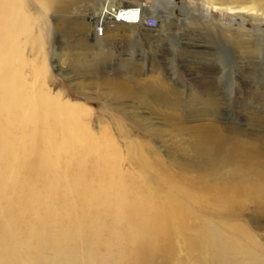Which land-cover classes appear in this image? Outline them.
<instances>
[{
    "label": "bare ground",
    "instance_id": "6f19581e",
    "mask_svg": "<svg viewBox=\"0 0 264 264\" xmlns=\"http://www.w3.org/2000/svg\"><path fill=\"white\" fill-rule=\"evenodd\" d=\"M57 3L48 0L45 6ZM23 8L20 0H0V264H105L87 248L80 260L82 253L78 254L76 243L86 241L89 231L96 233L91 239L100 240L105 227L110 230L106 219L122 223L121 235H112V240L139 253L140 264H264L238 234L248 235V231L235 223L249 205L253 206V216L264 217V192L259 194L264 187V90H255L264 82L257 81L259 87L251 85L241 103L244 109L257 110L258 116L249 111L258 123L255 125L252 120L242 125L217 123L224 107L210 95L201 97L197 104L195 96L184 100L179 91H162L158 81L132 89L131 95L139 102L149 96L177 112L174 117L166 113L165 120L173 119L178 137L186 134L187 138L184 136L174 149L163 140L159 147L201 173L192 179L175 178L140 160L137 164L144 170V178L154 186L148 195L125 202V196L132 192L130 187L122 185L114 197V176L104 173L105 169H115V156L112 164L110 157L99 151L74 109L32 90L22 79L24 63L18 37L30 26ZM148 9L144 4L143 16ZM59 10L66 14L68 6ZM248 110H240L247 114L245 120L250 117ZM144 118L136 115L139 128L159 141L162 127L144 122ZM189 122L197 124L190 128ZM10 127L19 132L11 133ZM11 162L15 167L8 169ZM91 173H99L98 183L91 180ZM50 178L56 186L48 183ZM39 182L45 190L40 210L44 217L29 226L23 216L26 211L36 213L34 202L42 197ZM67 195H77V199ZM56 205L65 208L61 217ZM85 205L101 208L87 216L80 207ZM46 238L53 254L49 261L38 253V242ZM179 249L184 250L185 258L177 256Z\"/></svg>",
    "mask_w": 264,
    "mask_h": 264
},
{
    "label": "rangeland",
    "instance_id": "374dc122",
    "mask_svg": "<svg viewBox=\"0 0 264 264\" xmlns=\"http://www.w3.org/2000/svg\"><path fill=\"white\" fill-rule=\"evenodd\" d=\"M20 1L30 20L27 32L18 37V51L24 63L22 79L32 90L74 109L99 151L105 152L112 164L115 156V169L104 172L114 176V197L122 185L132 190V197L125 196V202L138 200L142 194L151 192L150 186L154 185H149L144 178V170L137 164L140 160L150 164L151 169H159L175 178L181 175L192 179L201 173L200 169L185 167L182 158L166 155L159 147L163 140L165 146L174 149L184 136L187 138L184 134L179 139L174 120H165L166 113L174 117L177 112L170 107L166 109L162 102L156 103L149 96L145 102H139L131 95L132 89L158 81L162 91H179L184 100L195 96L197 104L201 97L210 95L219 101V107H224L221 118L217 119L219 124L230 121L232 125H242L245 121L250 123L252 116H258L255 108L244 109L241 103L251 85L264 82V0H115L128 8L137 2L147 3L159 19L158 27L144 29L114 24L102 37L92 32L101 0H58L57 5L51 7L45 6L48 0ZM65 6H68L66 14L59 10ZM232 9L239 12L234 13ZM255 90L263 91L264 85ZM242 108L252 116L245 120L246 113L240 112ZM139 114L145 115L144 122L162 127L159 141L139 128L136 121ZM253 121V125L258 124ZM196 124L189 122L187 126L191 128ZM9 130L19 132L13 127ZM8 165V169L15 167L13 162ZM91 174V180L98 183L99 173ZM48 183L56 186L51 178ZM42 186L40 183V196L45 191ZM16 191L14 189V193ZM106 192L109 195L111 190L107 188ZM260 192H264V187ZM67 197L77 199V195ZM42 205L43 196L34 202L36 213L25 212V224L35 225L44 217L40 211ZM249 206L235 220L248 235L238 234L244 237L243 243L264 260V217L253 216V206ZM80 207L86 215L101 208ZM63 209L56 205L59 217ZM104 223L110 230L105 227L100 240L91 239L96 233L89 231L84 243H76L78 254L82 253L80 260L87 248L105 264H140L139 253L125 250L122 243L112 240L114 235H121L122 223L111 219ZM62 224L68 226L67 222ZM50 245L47 238L38 242V253L48 261L53 256ZM161 248L164 249L163 244ZM177 256L185 258L184 250L179 249Z\"/></svg>",
    "mask_w": 264,
    "mask_h": 264
},
{
    "label": "built area",
    "instance_id": "2783aa9c",
    "mask_svg": "<svg viewBox=\"0 0 264 264\" xmlns=\"http://www.w3.org/2000/svg\"><path fill=\"white\" fill-rule=\"evenodd\" d=\"M102 4L98 11V15L93 22V35L102 37L108 27L114 24H129L146 29H155L158 26V17L148 9L145 15H142L141 8L143 2H137L132 7H124L115 0H101Z\"/></svg>",
    "mask_w": 264,
    "mask_h": 264
}]
</instances>
